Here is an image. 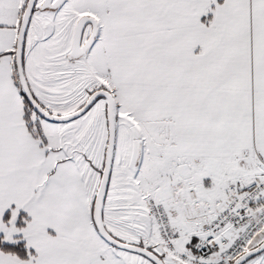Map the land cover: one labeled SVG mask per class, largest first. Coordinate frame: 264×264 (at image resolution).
Here are the masks:
<instances>
[{"label": "snow or ice", "instance_id": "6c2138e0", "mask_svg": "<svg viewBox=\"0 0 264 264\" xmlns=\"http://www.w3.org/2000/svg\"><path fill=\"white\" fill-rule=\"evenodd\" d=\"M0 264H264V0H0Z\"/></svg>", "mask_w": 264, "mask_h": 264}]
</instances>
